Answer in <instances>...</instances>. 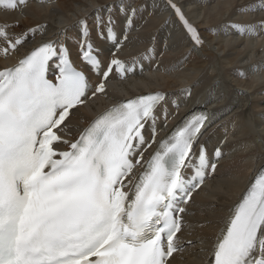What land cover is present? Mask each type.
Wrapping results in <instances>:
<instances>
[{
	"label": "snow or ice",
	"instance_id": "1",
	"mask_svg": "<svg viewBox=\"0 0 264 264\" xmlns=\"http://www.w3.org/2000/svg\"><path fill=\"white\" fill-rule=\"evenodd\" d=\"M26 2L0 0V6L14 11ZM165 4L189 40L201 46L198 29L175 0ZM261 9L264 0L249 8ZM113 11L109 5L104 18L97 17L98 39H118ZM118 11L125 17L126 33L140 8ZM79 23L77 53L88 72L76 66L61 33L0 70V264H168L183 246L179 234L193 191L217 167L200 143L212 113L200 106L157 140L156 121L162 118L167 127L162 106L168 101L156 91L117 101L77 138L66 139L71 110L84 104L92 88L89 72L100 77L94 97L105 93L113 72L122 78L134 71L114 51L105 63L86 17ZM15 26L0 25L4 55L23 47L29 33L35 36L41 27L10 34L8 29ZM231 27L241 34L264 31V18ZM124 33L120 40L127 39ZM120 47L114 44V49ZM54 58L58 67L49 79ZM61 144L66 150L58 149ZM153 145L145 159L142 149ZM221 155L215 148L213 157ZM137 167L141 171L133 175ZM209 264H264V168L230 208Z\"/></svg>",
	"mask_w": 264,
	"mask_h": 264
},
{
	"label": "bare ground",
	"instance_id": "2",
	"mask_svg": "<svg viewBox=\"0 0 264 264\" xmlns=\"http://www.w3.org/2000/svg\"><path fill=\"white\" fill-rule=\"evenodd\" d=\"M175 3L198 29L203 39L201 46L189 40L165 0H32L14 11L0 9V25H17L8 29L10 34L41 26L35 36L29 33L23 47L7 55L0 52V70L41 41L56 38L57 33H61L59 39H66L72 57L76 58L75 39L82 18L86 17L90 28L94 27L97 17L104 18L105 8L112 5L116 9L115 29L121 35L125 17L118 9L140 8L118 56L130 62L146 54L149 56L146 71L110 83L105 93L72 111L65 138L74 139L108 106L140 94L156 91L166 94L168 103L162 107L168 113L167 127L164 120L160 121L164 130L193 109L200 106L208 109L212 118L202 135L207 148L212 151L229 136L234 140L222 146L215 174L192 196L179 234L183 249L168 264H209L211 249L230 208L264 167V56L261 57L264 35L260 36L264 31L253 29L241 34L231 27L234 23L259 21L264 18V9L249 10L258 0H175ZM248 34L251 38L245 37ZM91 38L109 54L110 47L98 41L93 29ZM4 46L0 40V48ZM252 65L259 66L262 73L254 75ZM173 104L178 107L173 108ZM222 130H226V135Z\"/></svg>",
	"mask_w": 264,
	"mask_h": 264
},
{
	"label": "rangeland",
	"instance_id": "3",
	"mask_svg": "<svg viewBox=\"0 0 264 264\" xmlns=\"http://www.w3.org/2000/svg\"><path fill=\"white\" fill-rule=\"evenodd\" d=\"M207 136H208V135H207ZM227 136H229V134H228ZM227 136H226V137H227ZM229 137H230V138H229ZM229 137H227V141H228V140H229V141H230V140H231V141L234 140V137H233V138H232V136H229ZM231 138H232V139H231ZM229 141H228V142H229ZM230 152H231V150H230ZM232 152H233V149H232Z\"/></svg>",
	"mask_w": 264,
	"mask_h": 264
}]
</instances>
